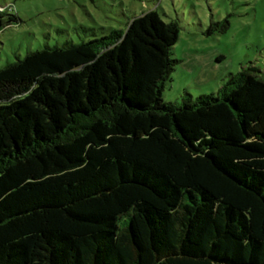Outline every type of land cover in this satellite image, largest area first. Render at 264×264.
<instances>
[{"label": "trees", "instance_id": "1", "mask_svg": "<svg viewBox=\"0 0 264 264\" xmlns=\"http://www.w3.org/2000/svg\"><path fill=\"white\" fill-rule=\"evenodd\" d=\"M178 37L151 9L0 66V264H264V70L165 101Z\"/></svg>", "mask_w": 264, "mask_h": 264}, {"label": "rangeland", "instance_id": "2", "mask_svg": "<svg viewBox=\"0 0 264 264\" xmlns=\"http://www.w3.org/2000/svg\"><path fill=\"white\" fill-rule=\"evenodd\" d=\"M5 4L13 12L0 15V66L45 45L123 29L132 17L155 9L164 21L179 24L172 48L179 62L163 100L176 101L184 91L192 97L215 92L242 65L264 70V0H0ZM10 14L17 19L9 22ZM225 17V32L204 34L211 20Z\"/></svg>", "mask_w": 264, "mask_h": 264}]
</instances>
